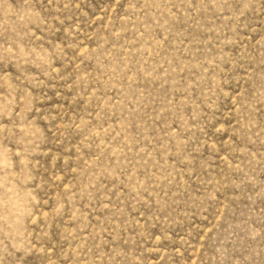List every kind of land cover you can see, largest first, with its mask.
<instances>
[{"label": "rangeland", "instance_id": "rangeland-1", "mask_svg": "<svg viewBox=\"0 0 264 264\" xmlns=\"http://www.w3.org/2000/svg\"><path fill=\"white\" fill-rule=\"evenodd\" d=\"M0 264H264V0H0Z\"/></svg>", "mask_w": 264, "mask_h": 264}]
</instances>
